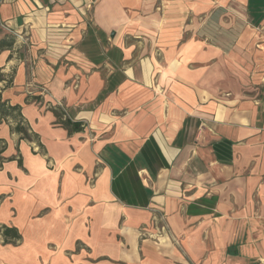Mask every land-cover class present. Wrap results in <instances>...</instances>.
<instances>
[{
	"label": "crops",
	"instance_id": "crops-1",
	"mask_svg": "<svg viewBox=\"0 0 264 264\" xmlns=\"http://www.w3.org/2000/svg\"><path fill=\"white\" fill-rule=\"evenodd\" d=\"M13 36L0 264H264V0H0Z\"/></svg>",
	"mask_w": 264,
	"mask_h": 264
},
{
	"label": "trees",
	"instance_id": "trees-1",
	"mask_svg": "<svg viewBox=\"0 0 264 264\" xmlns=\"http://www.w3.org/2000/svg\"><path fill=\"white\" fill-rule=\"evenodd\" d=\"M15 37L11 38H3L0 40V49H4L5 47H12L14 45ZM13 74H6L0 68V82H5L6 86H9L13 83ZM39 96H34V99H39ZM57 116L62 119V117L67 115V113L62 110H58L54 108ZM12 122L13 125L11 126L12 131L21 134L22 138L30 139V140H37L39 142L40 147L42 148L43 145L40 142L39 135L33 131L31 128L28 120L23 116L22 113V106L20 104H12L9 100L4 99L0 92V123L2 122ZM67 126L71 127L73 130H80L84 129L85 123L74 121L70 117H66L64 122ZM6 146V142L0 139V148L1 150L4 149ZM1 164V160H0ZM0 234L4 238V242H16L21 238V234L16 227L7 226V225H0Z\"/></svg>",
	"mask_w": 264,
	"mask_h": 264
},
{
	"label": "rangeland",
	"instance_id": "rangeland-1",
	"mask_svg": "<svg viewBox=\"0 0 264 264\" xmlns=\"http://www.w3.org/2000/svg\"><path fill=\"white\" fill-rule=\"evenodd\" d=\"M155 229L156 232L151 236L156 240L161 238L163 235L169 234L168 229L164 227L163 224H160V222L158 223V220H155Z\"/></svg>",
	"mask_w": 264,
	"mask_h": 264
},
{
	"label": "built area",
	"instance_id": "built-area-1",
	"mask_svg": "<svg viewBox=\"0 0 264 264\" xmlns=\"http://www.w3.org/2000/svg\"><path fill=\"white\" fill-rule=\"evenodd\" d=\"M1 27L2 28H8L7 26H5V25H1ZM20 38H22V39H24V36L23 35H21V36H19Z\"/></svg>",
	"mask_w": 264,
	"mask_h": 264
}]
</instances>
